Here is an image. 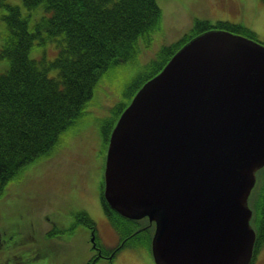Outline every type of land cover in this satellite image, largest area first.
I'll list each match as a JSON object with an SVG mask.
<instances>
[{
    "label": "water",
    "instance_id": "water-1",
    "mask_svg": "<svg viewBox=\"0 0 264 264\" xmlns=\"http://www.w3.org/2000/svg\"><path fill=\"white\" fill-rule=\"evenodd\" d=\"M264 165V44L226 29L191 38L110 133L103 196L154 224V264H251L249 196Z\"/></svg>",
    "mask_w": 264,
    "mask_h": 264
},
{
    "label": "trees",
    "instance_id": "trees-1",
    "mask_svg": "<svg viewBox=\"0 0 264 264\" xmlns=\"http://www.w3.org/2000/svg\"><path fill=\"white\" fill-rule=\"evenodd\" d=\"M160 13L156 0H0V192L26 164L49 154L61 135L83 118L93 86L103 73L132 56L138 39L157 27ZM208 22L197 20L172 48L162 47L136 88L182 44L211 27L255 37L240 25ZM124 107L114 106L113 120L102 126L104 137ZM252 207L256 250L264 244V194ZM103 208L121 239L127 238L124 246L144 245L142 241L148 245L149 227L134 233L136 221L118 217L105 202ZM81 216L92 224L87 215ZM17 256L13 251L6 260L17 261Z\"/></svg>",
    "mask_w": 264,
    "mask_h": 264
},
{
    "label": "rangeland",
    "instance_id": "rangeland-1",
    "mask_svg": "<svg viewBox=\"0 0 264 264\" xmlns=\"http://www.w3.org/2000/svg\"><path fill=\"white\" fill-rule=\"evenodd\" d=\"M156 2L161 10L157 27L138 39L131 57L101 76L83 118L61 135L49 154L26 164L0 192V264H154L145 241L140 242L144 245L124 244L113 251L121 237L100 201L102 126L113 120L114 106L130 102L137 85L149 74L145 72L151 59L162 47L172 48L190 33L197 20L240 25L252 31L254 39L264 41V0ZM3 30L0 23V32ZM238 34L248 36L247 32ZM263 184L264 180L258 179L251 195H256ZM255 199L250 197L251 202ZM81 213L91 219L93 230L83 223ZM145 219L133 220L135 228L151 227ZM88 238L97 241L109 256L107 261L90 263L93 250ZM13 251L20 258L7 261ZM254 255L252 264H264V246L260 245Z\"/></svg>",
    "mask_w": 264,
    "mask_h": 264
},
{
    "label": "flooded vegetation",
    "instance_id": "flooded-vegetation-1",
    "mask_svg": "<svg viewBox=\"0 0 264 264\" xmlns=\"http://www.w3.org/2000/svg\"><path fill=\"white\" fill-rule=\"evenodd\" d=\"M263 43H264V41H263ZM264 169H261V172L263 171ZM261 172L259 173V178H261V180H264V172H262V174H261ZM93 230V229H92ZM90 234H92V235H90L91 237H93V233H92V231L90 232ZM90 236H89V238H90ZM94 239V238H93ZM91 241V240H90ZM95 243L93 244V243H91V247L93 248V250L95 251V258H99V259H104V260H108L109 259V256H106L105 255V253L102 251V248H101V246H99L98 245V243H97V241H94ZM123 242H124V240H121V242H120V244H119V246L121 245V244H123ZM92 244H93V246H92ZM118 246V247H119ZM261 246H264V244H262ZM117 247V248H118ZM114 251V250H113Z\"/></svg>",
    "mask_w": 264,
    "mask_h": 264
},
{
    "label": "bare ground",
    "instance_id": "bare-ground-1",
    "mask_svg": "<svg viewBox=\"0 0 264 264\" xmlns=\"http://www.w3.org/2000/svg\"><path fill=\"white\" fill-rule=\"evenodd\" d=\"M51 74H54V73H51ZM104 74V73H103ZM102 74V75H103ZM95 86H96V84L93 86V88H92V92H91V96H90V99H91V97H92V93H93V89L95 88ZM139 89L137 88L135 91H134V93L132 94V96L134 97V95L136 94V92L138 91ZM259 169H264V165L262 166V167H260ZM263 195L264 194V186L261 188V190L256 194V195H252V197L254 196L255 198H256V200L260 197V195ZM152 229H153V227H152ZM122 246V245H121ZM121 246H116L115 247V249H114V252L116 251V250H118V249H120L121 248ZM118 247V248H117ZM149 250H150V252H151V244H150V246H149Z\"/></svg>",
    "mask_w": 264,
    "mask_h": 264
}]
</instances>
